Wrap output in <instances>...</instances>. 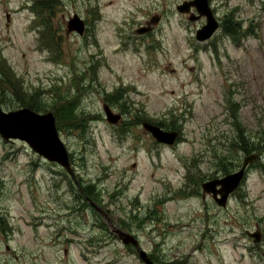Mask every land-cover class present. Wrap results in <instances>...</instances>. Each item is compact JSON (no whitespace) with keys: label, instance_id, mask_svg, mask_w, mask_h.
Instances as JSON below:
<instances>
[{"label":"rangeland","instance_id":"374dc122","mask_svg":"<svg viewBox=\"0 0 264 264\" xmlns=\"http://www.w3.org/2000/svg\"><path fill=\"white\" fill-rule=\"evenodd\" d=\"M191 1L0 0V107L71 162L0 135V264H264V0H209L204 41ZM246 159L224 207L202 190Z\"/></svg>","mask_w":264,"mask_h":264},{"label":"water","instance_id":"95a60500","mask_svg":"<svg viewBox=\"0 0 264 264\" xmlns=\"http://www.w3.org/2000/svg\"><path fill=\"white\" fill-rule=\"evenodd\" d=\"M182 6L178 7V10L181 12L184 10L188 11L189 6H195L198 12L207 18V25L203 30L198 31L197 39L203 41L209 39L218 28L216 18L209 6V0H195L188 2L186 7ZM79 24L71 23V30L81 33L83 31V25L81 23ZM106 115L110 122H116L121 119V115L114 114L108 107H106ZM143 126L160 142L168 143L170 138H175L177 135L176 133L169 134L163 132L158 127L149 124H143ZM0 135L7 141L10 139L25 141L40 156H43L51 162L66 166L70 171L69 154L60 138L55 117L52 114L41 115L27 108L16 112H6L0 107ZM254 158L256 156H253L252 159ZM249 162L250 159H246L244 168L236 174L203 183V191L213 194L218 204L224 207L230 195L239 188L244 176L245 167ZM253 237H255L256 241H259L260 234L257 233ZM123 242L129 244L133 241L127 235L123 239ZM141 256H143L142 259L146 264H152L146 254L142 253Z\"/></svg>","mask_w":264,"mask_h":264},{"label":"trees","instance_id":"16d2710c","mask_svg":"<svg viewBox=\"0 0 264 264\" xmlns=\"http://www.w3.org/2000/svg\"><path fill=\"white\" fill-rule=\"evenodd\" d=\"M228 23L230 24V22H228ZM225 27H226V30H228V25H225ZM254 149H255V148H254ZM254 149H253V150H254ZM256 151H257V150H256ZM257 155H258V154H257Z\"/></svg>","mask_w":264,"mask_h":264},{"label":"flooded vegetation","instance_id":"af4514ba","mask_svg":"<svg viewBox=\"0 0 264 264\" xmlns=\"http://www.w3.org/2000/svg\"><path fill=\"white\" fill-rule=\"evenodd\" d=\"M259 156V155H258Z\"/></svg>","mask_w":264,"mask_h":264}]
</instances>
